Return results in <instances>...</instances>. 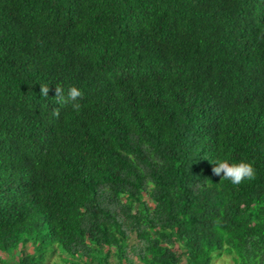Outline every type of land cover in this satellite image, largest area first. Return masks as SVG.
Returning <instances> with one entry per match:
<instances>
[{
	"label": "trees",
	"instance_id": "16d2710c",
	"mask_svg": "<svg viewBox=\"0 0 264 264\" xmlns=\"http://www.w3.org/2000/svg\"><path fill=\"white\" fill-rule=\"evenodd\" d=\"M48 251L264 264V0H0V264Z\"/></svg>",
	"mask_w": 264,
	"mask_h": 264
},
{
	"label": "clouds",
	"instance_id": "9594fccd",
	"mask_svg": "<svg viewBox=\"0 0 264 264\" xmlns=\"http://www.w3.org/2000/svg\"><path fill=\"white\" fill-rule=\"evenodd\" d=\"M40 94L47 96L49 91V84L39 85ZM57 96L61 98L60 102H70L73 110L79 111L81 108L78 98L82 96V92L79 88L72 86L67 89L66 96L63 95V90L56 88ZM59 115L58 112L54 113ZM214 164L213 173L226 180H229L233 185H239L244 180H252L255 177V168L253 164L246 160H240L237 162H231L229 159H217L212 162Z\"/></svg>",
	"mask_w": 264,
	"mask_h": 264
},
{
	"label": "rangeland",
	"instance_id": "374dc122",
	"mask_svg": "<svg viewBox=\"0 0 264 264\" xmlns=\"http://www.w3.org/2000/svg\"><path fill=\"white\" fill-rule=\"evenodd\" d=\"M27 250L30 252L29 246L27 247ZM46 259L48 264H69L68 261L71 260L66 256H63V254H54L52 251L47 252ZM212 264H234V262L230 256L223 255L222 257L214 258Z\"/></svg>",
	"mask_w": 264,
	"mask_h": 264
}]
</instances>
